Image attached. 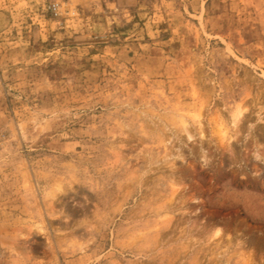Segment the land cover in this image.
Segmentation results:
<instances>
[{
    "label": "rangeland",
    "instance_id": "374dc122",
    "mask_svg": "<svg viewBox=\"0 0 264 264\" xmlns=\"http://www.w3.org/2000/svg\"><path fill=\"white\" fill-rule=\"evenodd\" d=\"M0 264H264V0H0Z\"/></svg>",
    "mask_w": 264,
    "mask_h": 264
},
{
    "label": "bare ground",
    "instance_id": "6f19581e",
    "mask_svg": "<svg viewBox=\"0 0 264 264\" xmlns=\"http://www.w3.org/2000/svg\"><path fill=\"white\" fill-rule=\"evenodd\" d=\"M238 114H240V111H236V113L233 115V120H235L236 118H238ZM241 115V114H240ZM237 120V119H236Z\"/></svg>",
    "mask_w": 264,
    "mask_h": 264
},
{
    "label": "clouds",
    "instance_id": "9594fccd",
    "mask_svg": "<svg viewBox=\"0 0 264 264\" xmlns=\"http://www.w3.org/2000/svg\"><path fill=\"white\" fill-rule=\"evenodd\" d=\"M240 114H238V116H239ZM257 159H259L258 157H257Z\"/></svg>",
    "mask_w": 264,
    "mask_h": 264
}]
</instances>
